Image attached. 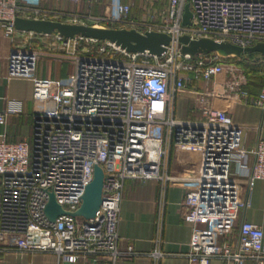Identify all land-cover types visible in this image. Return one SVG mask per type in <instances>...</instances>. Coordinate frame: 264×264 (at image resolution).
Returning <instances> with one entry per match:
<instances>
[{"label":"built area","instance_id":"built-area-1","mask_svg":"<svg viewBox=\"0 0 264 264\" xmlns=\"http://www.w3.org/2000/svg\"><path fill=\"white\" fill-rule=\"evenodd\" d=\"M66 1L89 7L98 2ZM42 2L0 0L5 35L15 39V20L25 14L72 23L86 18L47 11ZM187 4L193 18L192 26L185 27ZM130 11L121 0H108L99 21L169 35L172 41L162 57L130 54L109 42L95 47L91 39L70 40L64 42L63 58L73 72L64 82L38 78L40 51L11 49L8 79L33 82L36 124L32 143H0V253L51 252L66 264H116L138 257L132 246L121 249L119 236L125 183L136 180L160 182L162 206L169 185L189 189L180 205L182 220L193 227L189 264H210L214 258L226 264H264L263 229L246 221L238 225L234 212L250 206L246 195L264 180V139L248 151L244 130L231 116L238 104L264 111V88L249 102L250 79L237 63L217 53L183 55L179 48L184 35L241 48L264 43V0H170L160 22L132 21ZM83 43L98 55L81 52ZM187 92L199 116L182 120L176 98ZM19 112L20 104L12 103L0 115V125ZM173 152L193 159L186 177L169 175ZM96 166L104 171V186L95 218L65 214L50 222L45 213L49 194L67 213H75ZM236 227L237 246L222 242ZM161 230L159 220L157 246Z\"/></svg>","mask_w":264,"mask_h":264},{"label":"crops","instance_id":"crops-1","mask_svg":"<svg viewBox=\"0 0 264 264\" xmlns=\"http://www.w3.org/2000/svg\"><path fill=\"white\" fill-rule=\"evenodd\" d=\"M131 9L129 19L136 22H148L153 19L160 22L162 14L168 9L170 0H121ZM108 0H98L80 15L86 17L85 23L91 26L108 27L99 19L103 17ZM71 3L66 0H43L41 7L47 11L68 12ZM85 5V4H81ZM26 18L27 15H21ZM49 20L66 22L64 19ZM121 29V28H117ZM15 39L7 37L0 28V115L5 113L14 102L20 104V112L7 117L0 125V143L30 142L35 134V103L33 82L22 79H8V56L14 46H21L43 53L38 64L37 76L41 79L66 81L73 72L71 63L63 56L64 41L58 35L40 36L17 31ZM263 87L249 86L250 99L253 102ZM176 115L182 120L199 116L195 110L193 95L182 93L176 98ZM236 125L244 130L243 145L250 151L260 139H264V111L253 104H238L231 113ZM253 158L250 157V164ZM194 167L193 159L181 152H173L170 157L169 175L183 178ZM186 177V176H185ZM189 189L181 185H169L165 197L161 196V184L158 181L128 180L125 183L124 200L121 208L119 236L121 249L132 246L138 257L121 259L116 264H189L187 254L192 238V225L185 223L180 215V205ZM1 197V179H0ZM250 206L246 210L236 209L237 224L243 221L260 226L264 231V180H258L249 195ZM162 222L161 241L157 246L158 222ZM239 241L238 227L222 238V242L236 247ZM161 255L156 259L152 253ZM0 264H66L59 263L58 257L51 252L26 253L10 250L0 253ZM108 264V263H103ZM210 264H226L220 258H214Z\"/></svg>","mask_w":264,"mask_h":264},{"label":"water","instance_id":"water-1","mask_svg":"<svg viewBox=\"0 0 264 264\" xmlns=\"http://www.w3.org/2000/svg\"><path fill=\"white\" fill-rule=\"evenodd\" d=\"M193 13L190 4L185 7L182 25L192 26ZM16 30L22 33H32L40 36H51L57 34L64 42L74 41L78 38L91 39L99 43L109 42L120 47L130 54H149L162 57L172 38L163 33L144 32L136 29H114L107 27L91 26L77 23H66L55 20L29 19L18 17L15 20ZM179 48L183 55L196 56L198 54L217 53L223 58L241 59L245 54L257 55V61H264V43H257L253 47L241 48L230 42H217L212 39L193 40L189 35L179 38ZM104 186V171L100 166L95 167L94 179L86 188L82 197V205L75 213H67L55 199L49 194V202L46 205L45 213L50 222L65 214L72 217H82L86 220L95 218L102 204Z\"/></svg>","mask_w":264,"mask_h":264},{"label":"trees","instance_id":"trees-1","mask_svg":"<svg viewBox=\"0 0 264 264\" xmlns=\"http://www.w3.org/2000/svg\"><path fill=\"white\" fill-rule=\"evenodd\" d=\"M107 28L117 29V25H107ZM103 43L97 42L95 47L101 46ZM257 55L245 54L241 59L230 58L232 62L237 63L247 74L250 79V86L263 87L264 86V71L260 64H264V61H257Z\"/></svg>","mask_w":264,"mask_h":264},{"label":"rangeland","instance_id":"rangeland-1","mask_svg":"<svg viewBox=\"0 0 264 264\" xmlns=\"http://www.w3.org/2000/svg\"><path fill=\"white\" fill-rule=\"evenodd\" d=\"M88 7L87 5H71V7L69 8L68 12L69 14L72 15H82L85 12L88 11ZM86 20V18H78L77 19V24H84L87 25L88 23H85L84 21ZM66 23H72L71 19H67ZM79 50H81V52L87 53L89 51L93 52L96 51L95 49H91V46L89 44L83 43L81 45V47H79ZM94 55H98L96 52H93ZM165 59L161 58L160 61L163 62ZM261 68L264 71V64H260Z\"/></svg>","mask_w":264,"mask_h":264}]
</instances>
